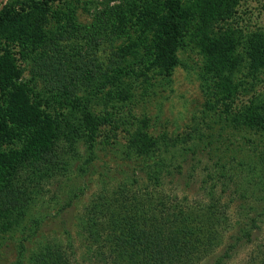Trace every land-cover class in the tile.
I'll use <instances>...</instances> for the list:
<instances>
[{
	"label": "rangeland",
	"instance_id": "1",
	"mask_svg": "<svg viewBox=\"0 0 264 264\" xmlns=\"http://www.w3.org/2000/svg\"><path fill=\"white\" fill-rule=\"evenodd\" d=\"M175 6L178 28L172 32L167 12ZM0 12L12 16L11 28L10 23H0V177L10 176L14 184L33 193L34 184H26L32 161L28 149L34 151L40 144L79 166L86 157L84 145L78 139L63 141L65 130L53 120L68 119L71 129H80V107L70 105L77 96L90 100L91 112L100 118L90 172L41 182L36 207L24 218H14L9 231L0 232V264H19L21 257L20 264H28L30 251L45 244L49 250L61 246L72 264H84L88 249L78 221L86 209L104 199L116 201L118 194L142 195L151 186L137 171L142 159L131 151L132 137L181 135L200 118L204 105L216 101L204 94L203 81L227 79V61L242 54L247 40L264 38V0H0ZM16 23L23 25L27 39L19 50L18 34L11 30ZM4 25L6 34L1 32ZM42 57L77 68L85 63L82 59L102 63L99 88L93 92L83 83L72 100L63 97L66 93L51 95L37 78L46 73L38 65ZM209 62L218 67L212 71ZM236 78L251 85L245 71ZM252 84L248 92L236 96V107L258 92L264 96V81ZM8 116L12 119L7 123ZM197 174L200 179L202 173ZM176 188L180 191V186ZM69 199L72 203L64 206ZM244 215L250 213L240 208L230 221L224 217L226 224L212 240L210 252L196 264H213L228 253L230 259H221L225 264L259 260L264 223L261 232L253 231L250 243L228 250L238 225L247 220ZM34 221L39 222L37 231ZM103 221L106 227L108 220Z\"/></svg>",
	"mask_w": 264,
	"mask_h": 264
},
{
	"label": "trees",
	"instance_id": "2",
	"mask_svg": "<svg viewBox=\"0 0 264 264\" xmlns=\"http://www.w3.org/2000/svg\"><path fill=\"white\" fill-rule=\"evenodd\" d=\"M167 16L169 31H176L178 7L171 8ZM11 18V15L3 17L0 12V23H10V28ZM22 26L16 23L11 29L18 34V50L27 42ZM7 29L4 25L2 34L8 33ZM81 62L85 63L77 68L56 58L42 57L38 65L46 73L37 78L51 95L66 93L63 96L66 100H72V94L82 88L83 83L85 89L96 92L104 65L95 60L82 59ZM208 67L214 71L218 63L209 62ZM225 67L227 79L215 76L208 83L203 81L204 94L213 96L216 101L204 105L200 118L194 120L186 132L175 136L164 133L157 138L136 133L132 137L131 151L142 159L137 171L144 173L151 186H147L142 195L118 194L114 197L116 201L104 199L86 209L84 218L78 221L88 249L84 264H196L210 252L212 240L226 220L230 221L229 216L240 208H246L252 216L244 215L247 220L238 225L229 252L236 251L243 242L250 243L253 231L261 232L264 223V96L258 92L247 103L238 104L239 107L235 101L236 96L244 95L255 86L252 81H264V38L247 40L242 54L229 59ZM84 71L90 72V76H82ZM242 71L251 79L252 86L236 78ZM243 85H247L246 88ZM241 87L243 91H239ZM72 101L71 108L80 107L81 128L71 129L68 119L56 116L53 122L63 126V141L78 139L84 145L86 157L79 166H74L70 158H62L52 148L42 144L34 151L29 148L32 161L27 168L26 184H34L33 193L14 184L10 176L0 177V232L9 231L14 218H24L36 207L41 182L52 183L55 179L69 177L72 172L81 177L90 172L96 158L94 147L100 118L91 112L90 100L77 96ZM75 102L79 106L74 105ZM5 118L7 123L12 119ZM66 131L70 134H65ZM198 171L202 173L200 179ZM137 182L139 179L133 180ZM174 183L180 186V191ZM164 184L175 186L176 190L169 192ZM72 201L69 199L64 206ZM127 203L129 206L123 205ZM106 219L108 224L104 227ZM32 224L37 231L39 222ZM47 246L30 251L27 263L72 264L61 246H51L50 250ZM21 252L23 255L22 249ZM221 259H230L229 253ZM221 259L213 264H225ZM20 261L22 257L18 259L19 264ZM249 264H264V252L259 260Z\"/></svg>",
	"mask_w": 264,
	"mask_h": 264
}]
</instances>
